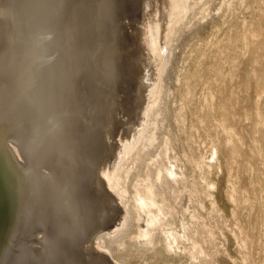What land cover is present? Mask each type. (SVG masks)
<instances>
[{"label": "rangeland", "instance_id": "rangeland-1", "mask_svg": "<svg viewBox=\"0 0 264 264\" xmlns=\"http://www.w3.org/2000/svg\"><path fill=\"white\" fill-rule=\"evenodd\" d=\"M41 1L0 0L15 15L11 27H6L9 33L0 39V45L4 44L0 46V104L4 101L0 106V192L4 194L0 196V264H89L91 254L101 257L103 264H264V0L159 3L161 9L157 8L153 20L163 34L158 32L153 58H145V65L139 56L145 53L140 51L138 35L142 24L134 22L142 20L140 1L50 0L52 6L44 0L52 9ZM16 13L22 18L17 19ZM159 25H166L163 32ZM101 52L103 58L114 56L106 59L109 65H104ZM148 103L152 105L147 116ZM56 105L61 109L56 110ZM49 126L50 145L43 135ZM128 130L123 141L127 152L119 155V139ZM114 159L119 184L115 190L105 189L115 198L112 204L121 211L115 215L124 217V224L109 232L114 211L107 208L104 216L98 212L103 196L100 181L104 180L99 169L107 170ZM171 166L174 175L168 176L163 169ZM157 167L162 169L159 175ZM146 191L154 199L148 204L143 202ZM146 210L153 214L159 210L161 219L143 242ZM246 225L252 240L239 236ZM166 226L168 232L182 236L177 239L178 249L166 246L162 233ZM234 234L241 240L236 241Z\"/></svg>", "mask_w": 264, "mask_h": 264}, {"label": "bare ground", "instance_id": "bare-ground-1", "mask_svg": "<svg viewBox=\"0 0 264 264\" xmlns=\"http://www.w3.org/2000/svg\"><path fill=\"white\" fill-rule=\"evenodd\" d=\"M29 1H30V0H29ZM43 1H44V0H43ZM43 1H41V2H42V3H41L42 6L45 5V4H43ZM46 1H47V0H46ZM48 1H50V0H48ZM53 1H55V0H53ZM79 1H81V0H79ZM89 1H90V0H89ZM101 1H102V0H101ZM113 1H114V0H113ZM126 1H127V0H126ZM126 1H125V2H126ZM136 1H137V0H136ZM138 1L141 2L142 10L144 9V13H143V11H142L143 14L141 13V14H142V17H141L142 20L139 21V19H136V21H134V22L137 23V20H138V22H141V23H139V24H142V28L140 27V32H139L138 35L140 36V37H139V38H140L139 40H140L141 45H142V47H140V51H142V52L144 51L145 53L143 54V56H142V55H139V56H141V59H142V57H144L143 60H142L143 62H141V63H143V64L145 65V64H146V63H144V62H145V58H146V60L149 59L150 57L153 58V56H152L151 53H152V51L155 49L156 37H157L158 32L160 31V30L158 31V26H157L156 22H154V20H153V14L156 15L155 12H156L157 8H158V11H159V9H161V6H160V8H159V3L162 5V3H163L165 0H138ZM138 1H137V2H138ZM166 1H171V0H166ZM184 1H185V0H184ZM186 1H187V0H186ZM39 2H40V0H39ZM39 2H38V3H39ZM51 2H52V1H50V3H51ZM92 2H93V1H92ZM94 2H95V1H94ZM107 2H108V1H107ZM109 2H110V0H109ZM117 2H118V1H117ZM175 2H176V1H175ZM175 2H174V3H175ZM10 3H11V0H10ZM23 3H24V2H23ZM25 3H26V2H25ZM30 3L32 4V2H30ZM30 3H29V5H30ZM44 3H45V1H44ZM46 3H47V2H46ZM50 3H48V4H50ZM115 3H116V2H115ZM119 3H120V2H119ZM119 3H118V4H119ZM127 3H128V2H127ZM164 3H165V2H164ZM167 3H168V2H167ZM169 3H170V2H169ZM169 3H168L167 5H169ZM259 3H261V2H259ZM12 4H13V3H12ZM34 4H35V3H34ZM51 4H52V3H51ZM78 4H79V3H78ZM84 4H85V3H84ZM86 4H87V3H86ZM89 4H90V3H89ZM94 4H95V3H94ZM94 4H93V5H94ZM129 4H130V3H129ZM133 4H134V3H133ZM138 4H139V3H138ZM138 4H137V5H138ZM179 4H180V3H179ZM10 5H11V4H10ZM15 5H16V3H15ZM54 5H55V4H54ZM80 5H81V4H80ZM102 5H103V4H102ZM102 5H101V6H102ZM113 5H114V4H113ZM113 5H112V6H113ZM115 5H116V4H115ZM115 5H114V6H115ZM124 5H125V4H124ZM22 6H23V5H22ZM30 6H31V5H30ZM46 6L48 7L49 5L46 4L45 7H46ZM50 6H51V5H50ZM50 6H49V7H50ZM52 6H53V4H52ZM82 6H84V5H82ZM90 6H91V5H90ZM105 6H108V4H106ZM105 6H104V7H105ZM112 6H111V7H112ZM138 6L140 7V4H139ZM171 6H172V5H171ZM178 6H179V5H178ZM180 6H181V5H180ZM12 7H13V6H12ZM15 7H17V6H15ZM45 7H44V8H45ZM79 7H80V6H79ZM95 7H96V6H95ZM98 7H99V6H98ZM108 7H110V6H108ZM117 7H118V6H117ZM120 7H121V6H120ZM122 7H123V5H122ZM128 7H129V6H128ZM139 7H138V8H139ZM167 7H168V6H167ZM13 8H14V7H13ZM21 8H22V7H21ZM29 8H30V7H29ZM31 8H32V7H31ZM34 8H35V7H33V9H34ZM37 8H38V6H37ZM44 8H43V9H44ZM50 8H51V7H50ZM53 8H54V7H53ZM93 8H94V7H93ZM118 8H119V7H118ZM168 8H169V7H168ZM168 8H167V9H168ZM176 8H177V6H176ZM176 8H175V9H176ZM179 8H180V7H179ZM181 8H182V7H181ZM11 9H12V8H11ZM14 9L16 10V8H14ZM17 9H18V8H17ZM38 9H39V8H38ZM51 9H52V8H51ZM51 9H50V10H51ZM101 9H102V7L100 8V11H101ZM107 9H108V8H107ZM109 9H110V8H109ZM115 9H116V8H115ZM121 9H122V8H121ZM172 9H173V8H172ZM26 10H27V9H26ZM29 10H30V9H29ZM31 10H32V9H31ZM35 10H36V9H35ZM103 10H104V8H103ZM105 10H106V7H105ZM112 10H114V9H112ZM112 10H110V11H112ZM135 10H136V9H135ZM140 10H141V9H140ZM147 10H149V11H147ZM165 10H166V9H165ZM165 10H162V11H164V12H162L163 14L167 11V10H166V11H165ZM21 11H22V10H21ZM43 11H44V10H43ZM46 11H47V10H46ZM53 11H54V10H53ZM94 11H95V10H94ZM106 11H107V10H106ZM115 11H116V10H115ZM119 11H120V10H119ZM133 11H134V9H133ZM177 11H178V10H177ZM180 11H181V10H180ZM180 11H179V12H180ZM28 12H29V11H28ZM49 12H50V11H49ZM91 12H92V11H91ZM95 12H96V11H95ZM107 12H108V11H107ZM12 13H13V12H12V10H10V7H8L7 5H4V4H2V3L0 4V39L3 37L4 33H6L5 30H6V27L8 26V24H9V23L11 24V22H12V21L14 22V20H15V18H14V20H12V19H13V15H14V14H12ZM18 13H19V12H18ZM18 13H16V15H18ZM21 13H24V12L22 11ZM42 13H43V12H42ZM50 13H52V12H50ZM82 13H83V12H82ZM92 13H93V12H92ZM101 13H102V12H101ZM160 13H161V12H160ZM160 13H159V14L157 13L158 16H159V15L162 16V14H160ZM172 13H173V12H172ZM39 14H40V13H39ZM46 14H48V13H46ZM87 14H88V13H87ZM97 14H98V13H97ZM103 14H104V13H103ZM103 14H102V16H103ZM105 14H107V13H105ZM116 14H117V13H116ZM83 15H84V14H83ZM83 15H82V16H83ZM108 15H111V14H108ZM112 15H113V14H112ZM118 15H119V14H118ZM126 15H127V14H126ZM170 15H171V13H170ZM14 16H15V15H14ZM22 16H23V15H22ZM24 16H25V15H24ZM24 16H23V17H24ZM37 16H38V13H37ZM47 16H48V15H47ZM49 16H51V15H49ZM76 16H77V15H76ZM97 16H98V15H97ZM100 16H101V15H100ZM102 16H101V17H102ZM113 16H114V15H113ZM113 16H112V17H113ZM115 16H116V15H115ZM128 16H129V15H128ZM158 16H156V17H158ZM164 16H165V14H164ZM260 16H261V15H260ZM18 17H21V16L18 15V16H17V19H18ZM41 17H42V16H41ZM45 17H46V16H45ZM52 17H54V15H52ZM91 17H92V16H91ZM154 17H155V16H154ZM172 17H174V19H175V15L172 16ZM21 18H22V17H21ZM47 18H48V17H47ZM72 18H73V17H72ZM103 18H104V17H103ZM106 18H107V17H106ZM117 18H118V17H117ZM131 18H132V17H131ZM159 18H160V16H159ZM162 18H163V17H162ZM17 19H16V20H17ZM37 19H38V17H37ZM49 19H50V17H49ZM64 19H65V18H64ZM98 19H99V18H98ZM107 19H108V18H107ZM109 19H110V18H109ZM112 19H113V18H112ZM115 19H116V17H115ZM154 19H155V18H154ZM157 19H158V18H157ZM169 19H171V18L169 17ZM169 19H168V20H169ZM51 20H52V18H51ZM162 20H164V18H163ZM162 20H161V23L163 22ZM171 20H172V19H171ZM20 21H21V19H20ZM71 21H72V20H71ZM93 21H94V20H93ZM126 21H127V20H126ZM132 21H133V20H132ZM156 21H157V20H156ZM16 22H17V21H16ZM53 22H54V21H53ZM104 22H105V21H104ZM109 22L111 23V21H109ZM109 22H108V23H109ZM112 22H113V21H112ZM114 22H115V21H114ZM121 22H122V21H121ZM158 22H159V20H158ZM164 22H165V21H164ZM166 22H167V21H166ZM18 23H19V22H18ZM18 23H17V24H18ZM98 23H99V22H98ZM100 23H101V22H100ZM102 23H103V21H102ZM161 23H159V24H161ZM168 23H169V22H168ZM10 24H9V25H10ZM14 24H15V23H14ZM14 24H13V26H14ZM49 24H50V23H49ZM94 24H95V23H94ZM106 24H107V23H106ZM133 24H135V23H133ZM164 24H165V23H164ZM164 24H162V25H164ZM85 25H86V24H85ZM104 25H105V24H104ZM111 25H112V24H111ZM125 25H126V24H125ZM130 25H131V24H130ZM137 25H138V24H137ZM18 26H19V25H18ZM36 26H37V25H36ZM41 26H42V25H41ZM89 26H90V25H89ZM89 26H88V28H89ZM112 26H114V24H113ZM126 26H127V25H126ZM134 26H135V25H134ZM139 26H140V25H139ZM139 26H138V28H139ZM160 26H161V25H159V28H160ZM10 27H11V25H10ZM10 27H9V28H10ZM14 27H15V26H14ZM16 27H17V26H16ZM86 27H87V26H86ZM91 27H92V26H91ZM93 27H94V26H93ZM97 27H98V26H97ZM106 27H108V26H106ZM130 27H131V26H130ZM130 27H129V28H130ZM136 27H137V26H136ZM162 27H164V26H162ZM162 27H161V28H162ZM165 27H166V25H165ZM165 27H164V28H165ZM168 27H169V25H168ZM252 27H253V26H252ZM23 28H24V27H23ZM76 28H77V27H76ZM99 28H100V27H99ZM108 28H109V27H108ZM111 28H112V27H111ZM113 28H114V27H113ZM132 28H133V26H132ZM134 28H135V27H134ZM161 28H160V29H161ZM164 28H162V29L164 30ZM169 28H170V27H169ZM12 29H13V28H12ZM15 29H16V28H15ZM17 29H18V28H17ZM68 29L70 30V28H68ZM77 29H78V28H77ZM82 29H83V28H82ZM95 29H96V28H95ZM162 29H161V31H162ZM7 30H9V29H7ZM22 30H23V29H22ZM24 30H25V29H24ZM34 30H37V29H35V27H34ZM78 30H79V29H78ZM103 30H104V29H103ZM123 30H124V29H123ZM136 30H137V29H136ZM165 30H167V29H165ZM169 30H170V29H169ZM256 30H257V29H256ZM16 31H17V30H16ZM38 31H39V30H38ZM38 31H37V32H38ZM79 31H80V30H79ZM82 31H83V30H82ZM101 31H102V29H101ZM112 31H113V30H112ZM137 31H139V29H138ZM25 32H26V31H25ZM37 32H36V33H37ZM103 32H104V31H103ZM120 32H121V31H120ZM162 32H163V31H162ZM259 32H260V31H259ZM7 33H9V32H7ZM7 33H6V34H7ZM20 33H21V32H20ZM31 33H32V32H31ZM42 33H43V32H42ZM108 33H109V32H108ZM113 33H114V32H113ZM122 33H123V32H122ZM137 33H138V32H137ZM159 33H161V32H159ZM11 34H12V33H11ZM11 34H10V35H11ZM15 34H16V32H15ZM17 34H18V33H17ZM103 34H104V33H103ZM161 34H163V33H161ZM161 34H160V35H161ZM260 34H261V33H260ZM10 35H9V36H10ZM111 35H112V34H111ZM160 35H158V39H159V37H161V38L164 37V36H162V35L160 36ZM7 36H8V35H7ZM14 36L16 37V35H14ZM20 36H22V35H20ZM95 36H96V35H95ZM10 37H11V36H10ZM10 37H8V38H10ZM39 37H40V36H39ZM8 38H7V40H8ZM13 38H14V37H13ZM18 38H19V37H18ZM21 38H22V37H21ZM94 38H95V37H94ZM97 38H98V37H97ZM165 38H166V35H165ZM124 39L126 40V38H124ZM18 40H19V39H18ZM23 40H25V38H24ZM163 40H164V39H163ZM165 40H166V39H165ZM165 40H164V41H165ZM0 41H1V40H0ZM13 41H15V39H14ZM13 41H11V42L14 43ZM37 41H38V40H37ZM97 41H98V40H97ZM126 41H127V40H126ZM159 41L161 42L162 39H161V40L159 39ZM164 41H163V42H164ZM16 42H17V41H16ZM44 42H45V41H44ZM88 42H89V41H88ZM129 42H130V41H129ZM160 42H158L157 45H159ZM165 42H166V41H165ZM0 43H1V42H0ZM3 43H4V42H3ZM47 43H48V42H47ZM121 43H122V42H121ZM92 44H93V43H92ZM124 44H125V43H123L122 45H124ZM3 45H4V44H3ZM3 45H0V46H3ZM119 45H120V44H119ZM126 45H127V44H126ZM160 45H161V44H160ZM15 46H16V45H15ZM17 46H19V45H17ZM17 46H16V47H17ZM71 46H72V45H71ZM71 46H70V48H71ZM162 46H164V44H163ZM5 47H6V46H5ZM7 47H9V45H8ZM76 47H77V46H76ZM117 47H118V46H117ZM156 47H157V46H156ZM160 47H161V46H160ZM48 48H49V46H48ZM122 48H123V46H122ZM124 48H125V47H124ZM2 49H3V47H1V50H0V51H2ZM64 49H65V48H64ZM75 49H76V48H75ZM84 49H85V48H84ZM118 49H119V48H118ZM158 49H159V48H158ZM158 49H157V50H158ZM5 50H6V49H5ZM5 50H4V51H5ZM11 50H12V49H11ZM13 50H14V49H13ZM37 50H38V49H37ZM92 50H93V49H92ZM109 50L111 51V49H109ZM109 50H108V51H109ZM121 50H122V49H121ZM126 50H128V49L126 48ZM4 51H3V52H4ZM7 51H8V49L6 50V53H7ZM62 51H63V50H62ZM78 51H79V50H78ZM108 51L105 53V55H106L107 53H108V54L110 53V52H108ZM128 51H129V50H128ZM137 51H139V50H136V51H135L136 54H137V53L139 54V52H137ZM158 51H159V50H158ZM10 52H11V51H10ZM10 52H9V53H10ZM12 52H15V51H12ZM104 52H105V51H104ZM104 52H103V53L101 52V53H102V58L105 57V56L103 55ZM135 52H134V53H135ZM156 52H157V51H156ZM1 53H2V52H1ZM84 53H85V52H84ZM89 53H90V52H89ZM122 53H123V52H122ZM131 53H132V51H131ZM134 53H133V54H134ZM62 54H63V53H62ZM68 54H69V53H68ZM71 54H72V53H71ZM99 54H100V53H99ZM114 54H115V53H114ZM125 54H126V53H125ZM141 54H142V53H141ZM153 54H154V53H153ZM157 54H158V52H157ZM222 54H223V53H222ZM252 54H253V53H252ZM63 55H64V54H63ZM88 55H89V54H88ZM116 55H118V57L120 56L119 54H116ZM155 55H156V54H155ZM3 56H5V55L3 54ZM7 56H10V55H7ZM100 56H101V55H100ZM109 56H111V54H110ZM121 56H122V55H121ZM134 56H135V55H134ZM158 56H159V54H158ZM11 57H12V56H11ZM62 57H63V56H62ZM72 57H73V56H72ZM113 57H114V56H113ZM113 57H110V59H112ZM126 57H127V56H126ZM132 57H133V56H132ZM156 57H157V55H156ZM156 57H155V58H156ZM253 57H254V56H253ZM8 58H9V57H8ZM97 58H98V56H97ZM120 58H122V57H120ZM127 58H128V57H127ZM127 58H126V59H127ZM130 58H131V57H130ZM137 58H138V56L136 55V58H135L136 61L138 60ZM139 58H140V57H139ZM155 58H154V60H157V59H155ZM5 59H6V57H5ZM11 59H13V58H11ZM90 59H91V58H90ZM90 59H89V60H90ZM103 59H105V60H103V61H106L105 64H104V62L102 61V63H103L104 65H106V63L108 64V63L111 61V60L108 58V55H107L106 58H103ZM106 59H109L110 61L107 62L108 60H106ZM150 59H151V58H150ZM7 60H8V59H7ZM69 60H71V59H69ZM87 60H88V59H87ZM113 60H114V59H113ZM113 60H112V61H113ZM116 60H117V59H116ZM121 60H122V59H121ZM135 60H134V63H135ZM139 60H140V59H139ZM154 60H153V61H154ZM77 61H78V60H77ZM84 61H85V60H84ZM132 61H133V60H132ZM251 61H252V59H251ZM64 62H65V61H64ZM113 62H114V61H113ZM125 62H126V61H125ZM7 63H8V62H7ZM9 63H10V62H9ZM132 63H133V62H132ZM139 63H140V61H138V64H139ZM77 64H78V63H77ZM103 64H102V65H103ZM109 64H110V63H109ZM109 64H108V65H109ZM112 64H113V63H112ZM120 64H122V63H120ZM123 64H124V63H123ZM128 64H129V63H128ZM1 65H2V64H1ZM79 65H80V64H79ZM108 65H107V66H108ZM135 65H137V64H135ZM148 65H150V64H148ZM148 65H147V66H148ZM113 66H114V65H113ZM113 66L110 65V67H113ZM119 66H120V65H119ZM122 66H123V65H122ZM124 66H125V65H124ZM131 66H132V65H131ZM137 66H138V65H137ZM139 66H140V64H139ZM141 66H142V65H141ZM151 66H152V65H151ZM262 66H263V65H262ZM66 67H67V66H66ZM66 67H65V68H66ZM72 67H73V66H72ZM85 67H86V66H85ZM96 67H97V66H96ZM133 67H134V66H133ZM148 67H149V66H148ZM148 67H147V68H148ZM107 68H108V67H106V69H107ZM131 68H132V67H131ZM134 68H136V67H134ZM134 68H132V69H134ZM138 68H140V67H138ZM145 68H146V66H145ZM145 68L143 67V69H145ZM147 68H146V69H147ZM151 68H152V67H151ZM62 69H63V68H62ZM113 69H114V68H113ZM159 69H160V68H159ZM115 70H117V69H115ZM127 70H128V69H127ZM137 70H139V69H137ZM65 71H67V70H65ZM77 71H78V70H77ZM90 71H91V70H90ZM99 71H100V70H99ZM113 71H114V70H113ZM148 71H150V70L148 69ZM151 71H152V70H151ZM151 71H150V73H153V72H154V71H153V72H151ZM157 71H160V70H157ZM157 71H156V73H158ZM62 72H63V70H62ZM101 72H102V71H101ZM109 72L111 73V71H109ZM118 72H119V71H118ZM128 72H129V71H128ZM131 72H135V71H132V70H131ZM131 72H130V74H132ZM137 72H138V71H137ZM137 72H136V75H138ZM144 72H145V71H144ZM57 74H59V73H57ZM57 74H56V75H57ZM60 74H61V72H60ZM124 74H125V73H124ZM160 74H161V73H160ZM65 75H66V74H65ZM111 75H112V74H111ZM114 75H115V74H114ZM144 75H145V73H144ZM156 75H157V74H156ZM67 76H68V75H67ZM67 76H66V78H67ZM91 76H92V75H91ZM98 76H99V75H98ZM101 76H103V75H101ZM118 76H119V75H118ZM133 76H134V75H133ZM106 77H107V76H106ZM130 77H131V76H130ZM139 77H140V74H139ZM149 77H150V76H149ZM152 77H153V76H152ZM152 77L149 78L150 80L147 78V80L151 81ZM156 77H157V76H156ZM156 77H155V78H156ZM59 78H60V77H59ZM101 78H102V77H101ZM124 78H125V77H124ZM140 78H141V77H140ZM159 78H160V77H159ZM55 79H57V77H55ZM106 79H107V78H106ZM153 79H154V77H153ZM125 80H126V78H125ZM128 80H130V79H128ZM138 80H139V79H138ZM42 81H43V80H42ZM61 81H62V80H61ZM64 81H65V80H64ZM73 81H74V80H73ZM141 81H142V80H141ZM149 81H148V82H149ZM232 81H233V80H232ZM53 82H55V81L53 80ZM65 82H66V81H65ZM109 82H110V81H109ZM109 82H108V83H109ZM115 82H116V81H115ZM131 82H132V81H131ZM136 82H137V81H136ZM148 82H147V85H148ZM157 82H158V80H157ZM219 82H220V81H219ZM236 82H237V81H236ZM87 83H88V82H87ZM139 83H140V82H139ZM154 83H155V82H154ZM32 84H33V83H32ZM40 84H41V83H40ZM42 84H43V83H42ZM47 84H48V83H47ZM47 84H46V85H47ZM52 84H53V83H52ZM55 84H56V83H55ZM57 84H58V83H57ZM62 84H63V83H62ZM62 84H61V86H62ZM137 84H138V83H137ZM142 84H144V83H142ZM142 84H141V85H142ZM150 84H151V83H150ZM155 84H156V83H155ZM236 84H237V83H236ZM238 84H239V83H238ZM246 84H247V83H246ZM107 85H108V84H107ZM110 85H111V84H110ZM113 85H114V84H113ZM117 85L120 86L119 84H117ZM147 85H146V86H147ZM239 85H240V84H239ZM239 85H238V86H239ZM32 86H33V85H31V87H32ZM51 86H52V85H51ZM56 86H57V85H56ZM64 86H65V85H64ZM66 86H67V85H66ZM118 86H117V87H118ZM148 86H149V85H148ZM156 86H157V85H156ZM241 86H242V85H241ZM58 87H59V86H58ZM86 87H87V86H86ZM115 87H116V85H115ZM135 87H136V86H135ZM137 87H138V85H137ZM53 88H54V86H53ZM55 88H56V87H55ZM71 88H72V87H71ZM138 88H139V87H138ZM138 88H137V90H138ZM66 89H67V88H66ZM74 89H75V88H74ZM74 89H73V90H74ZM139 89H140V88H139ZM143 89H144V88H143ZM54 90H55V89H54ZM58 90H59V89H58ZM137 90H136V91H137ZM138 91H139V90H138ZM154 91H155V88H154ZM59 92H60V91H59ZM59 92H58V93H59ZM157 92H158V91H157ZM53 93L55 94L56 92L54 91ZM58 93H57V95L59 96ZM136 93H137V92H136ZM136 93H135V94H136ZM140 93H141V92H140ZM217 93H218V92H217ZM90 94H91V93H90ZM142 94H144V93L142 92ZM157 94H158V93H157ZM222 94H223V93H222ZM230 94H231V93H230ZM245 94H246V93H245ZM57 95H56V96H57ZM61 95H62V94H61ZM67 95H69V94H67ZM99 95H100V94H99ZM131 95H132V94H131ZM137 95H138V94H137ZM154 95H155V93H154ZM154 95H153V96H154ZM232 95H233V94H232ZM240 95H241V94H240ZM242 95H243V94H242ZM58 96H57V99H58ZM82 96H84V95L82 94ZM88 96H89V94H88ZM138 96H139V95H138ZM138 96H137V97H138ZM140 96H141V97H143V96L145 97L146 95H140ZM13 97H14V96H13ZM65 97H66V96H65ZM72 97H73V95H72ZM96 97H97V96H96ZM98 97H99V96H98ZM131 97H132V96H131ZM154 97H155V96H154ZM59 98H61V97H59ZM133 98H134V97H133ZM211 98H212V97H211ZM244 98H245V97H244ZM13 99H14V98H13ZM57 99H56V100H57ZM62 99H63V98H62ZM98 99H99V98H98ZM130 99H131V98H130ZM144 99H145V98H144ZM144 99H143V102H144L147 98H146L145 100H144ZM152 99H154V98H152ZM155 99L157 100V98H155ZM0 100H1V99H0ZM34 100H35V99H34ZM82 100H83V99H82ZM140 100H141V99H140ZM147 100H148V99H147ZM147 100H146V101H147ZM63 101H64V100H63ZM65 101H66V100H65ZM131 101H132V100H131ZM133 101H134V100H133ZM146 101H145V102H146ZM2 102H4V101H2ZM2 102H1V104H2ZM53 102H54V100H53ZM137 102H138V101H137ZM137 102H136V104L139 106L140 102H139V104H138ZM147 102H148V101H147ZM60 103H61V102H60ZM60 103H59V104H60ZM1 104H0V106H1ZM7 104H9V103L7 102ZM18 104H19V103H18ZM54 104H55V103H54ZM66 104H67V102H66ZM129 104H130V103H129ZM131 104H132V103H131ZM3 105H4V104H3ZM64 105H65V104H64ZM151 105H152V104H149V103H148L147 105H145V106H146V109H144V112H145L144 115H147L146 112H147L148 109L151 110V108H150ZM6 106H7V105H6ZM6 106L4 105L3 108H4V107L6 108ZM9 106H10V105H9ZM57 106H58V105L55 106L56 110L61 109L60 107H58V109H57ZM61 106H62V104H61ZM140 106H141V104H140ZM142 106H143V105H142ZM52 107H54L53 104H52ZM74 107H75V106H74ZM74 107H73V108H74ZM80 107H81V106H80ZM132 107H133V106H132ZM135 107H136V105H135ZM153 107H154V106H153ZM153 107H152V108H153ZM3 108H2V109H3ZM13 108H14V107H13ZM17 108H18V107H17ZM64 108H65V107L63 106L62 109H64ZM136 108H137V107H136ZM136 108H135V109H136ZM0 109H1V108H0ZM8 109H9V107H8ZM11 109H12V108H11ZM19 109H20V108H19ZM23 109H24V108H23ZM70 109H71V108H70ZM74 109H75V108H74ZM130 109H131V108H130ZM142 109H143V108H142ZM218 109H219V108H218ZM231 110H232V109H231ZM9 111H11V110H9ZM12 111H13V110H12ZM14 111H15V110H14ZM19 111H20V110H19ZM36 111H37V110H36ZM64 111H65V109H64ZM142 111H143V110H142ZM142 111H141V112H142ZM148 111H149V110H148ZM15 112H16V111H15ZM15 112H13V113L15 114ZM58 112H59V111H58ZM74 112H75V111H74ZM139 112H140V111H139ZM149 112H150V111H149ZM1 113L3 114L2 111H1ZM1 113H0V116H1ZM11 113H12V112H11ZM11 113H9V114H11ZM25 113H26V112H25ZM33 113H34V112H33ZM35 113H36V112H35ZM35 113H34V114H35ZM67 113H68V112H67ZM70 113H71V111H70ZM131 113H132V112H131ZM150 113H151V112H150ZM4 114H5V112H4ZM19 114H20V112H19ZM75 114H76V113H75ZM132 114H133V113H132ZM15 115H16V114H15ZM30 115H32V114H30ZM88 115H90V114H88ZM65 116H66V115H65ZM74 116H75V115H74ZM135 116H136V115H135ZM140 116H141V113H140ZM140 116H139V117L137 116V117L140 119ZM147 116H148V115H147ZM147 116H144V117H147ZM1 117H2V116H1ZM31 117H32V116H31ZM75 117H76V116H75ZM137 117H135V118H137ZM15 118H16V116H15ZM15 118H14V119H15ZM63 118H64V117H63ZM141 118H142V117H141ZM60 119H61V118H59V120H60ZM64 119H65V118H64ZM133 119H134V118H133ZM143 119H144V118H143ZM101 120H104V119L101 118ZM141 120H142V119H141ZM141 120H139V122H140ZM147 120H148V119H147ZM0 121H2V118H1ZM57 121H58V120H56L55 122H57ZM63 121H64V120H63ZM127 121H129V120H127ZM130 121H131V120H130ZM130 121H129V122H130ZM137 121H138V120H137ZM137 121H136V122H137ZM55 122H53V124H51V125H52L51 128H54V126H55L54 123H55ZM59 122H61V121H59ZM59 122H58V123H59ZM102 122H103V121H102ZM129 122H127V123L129 124ZM139 122H138V123H139ZM61 123H62V122H61ZM56 124H57V123H56ZM64 124H65V122H64ZM124 124H126V123H124ZM134 124H135V123H134ZM142 124H143V123H142ZM53 125H54V126H53ZM58 125H59V124H57V126H58ZM106 125H107V124H106ZM106 125H104V126H106ZM130 125H131V124H130ZM137 125L140 127L139 124H137ZM59 126H60V125H59ZM74 126H75V125H74ZM104 126H103V128H104ZM125 126H126V125H125ZM138 126H137V128H138ZM78 127H79V126H78ZM91 127H92V126H91ZM96 127H97V126H96ZM99 127H100V126H99ZM107 127H108V125L106 126V130H109V129H108L109 127H108V128H107ZM126 127H129V126H126ZM131 127H132V126H131ZM134 127L136 128L135 125H134ZM143 127H144V125H143ZM58 128L60 129V127H58ZM84 128H85V127H84ZM137 128H136V129H137ZM94 129L99 130V129H97V128H94ZM101 129H102V128H101ZM101 129H100V132H101ZM125 129H128V128H125ZM51 130H52V129H51ZM64 130H65V129H64ZM64 130H63V131H64ZM86 130H87V129H86ZM104 130H105V128H104ZM106 130H105V132H106ZM111 130H112V129H111ZM111 130H109V132H112ZM129 130H130V132H131L130 127H129ZM129 130H128L127 132L124 131L125 135L122 134L121 138L119 139V142H120V150H119V152H118L119 155H121V154H125V153L127 152V147L125 146V144H124L123 141H124V139H126L125 136L128 135ZM139 130H140V129H139ZM54 131H55V130H54ZM72 131H73V130H72ZM76 131H77V130H76ZM140 131H141V130H140ZM225 131H226V130H225ZM57 132H58V131H57ZM79 132H80V131H79ZM134 132H136V131H134ZM207 132H208V131H207ZM44 133H45V134H43V132H42V134H43L44 137L47 139V141H49L48 144L50 145V143L52 142V141H51L52 139L50 140V138H52V137H51L52 135H50V126H49V131L44 132ZM52 133H53V131H52ZM58 133H59V132H58ZM58 133H56V134H58ZM69 133H70V132H69ZM96 133H98V132H96ZM106 133H107V132H106ZM115 133H116V132H115ZM126 133H127V134H126ZM138 133H139V132H138ZM42 134L40 135V138H41ZM62 134H63V133H62ZM77 134H78V133H77ZM129 134H130V133H129ZM131 134L133 135V132H132ZM134 134H135V133H134ZM95 135H96V134H95ZM132 135H131V136H132ZM141 135H143V134H141ZM84 136H85V135H84ZM88 136H89V135H88ZM90 136H91V135H90ZM111 136H112V135H111ZM62 137H64V136H62ZM62 137H61V138H62ZM101 137H102V136H101ZM126 137H127V139H128V136H126ZM135 137H136V136H135ZM117 138H118V136H117ZM130 138H133V136L130 137ZM62 139H63V138H62ZM94 139H95V138H94ZM101 139H102V138H101ZM40 140H41V139H40ZM59 140H60V139H59ZM77 140H78V139H77ZM131 140H132V139H131ZM43 141H45V140H43ZM43 141H42V142H43ZM71 141H72V140H71ZM129 141H130V140H129ZM136 141H137V140H136ZM54 142H55V141H54ZM60 142H61V141H60ZM60 142H59V143H60ZM63 142H64V141H63ZM92 142H94V141H92ZM127 142H128V141H127ZM127 142H125V143H127ZM130 142H131V141H130ZM166 142H167V141H166ZM46 143H47V142H46ZM135 143H137V142H135ZM51 144H53V143H51ZM55 144H56V143H55ZM60 144H62V142H61ZM64 144H65V143H63V145H64ZM84 144H85V143H84ZM91 144H92V143H91ZM127 144H128V143H127ZM129 144H130V143H129ZM137 144H138V143H137ZM137 144H136V145H137ZM166 144H167V143H166ZM89 145H90V144H89ZM104 145H105V144H104ZM132 145H133V143H132ZM136 145H135V146H136ZM53 146H54V145H53ZM55 146H57V145H55ZM55 146H54V147H55ZM69 146H70V145H69ZM118 146H119V145H118ZM118 146H117V147H118ZM40 147L42 148L41 145H40ZM51 147H52V146H51ZM54 147H53V148H54ZM59 147H61V146H59ZM65 147H66V146H65ZM92 147H93V146H92ZM132 147H133V146H132ZM49 148H50V147H49ZM53 148H52V149H53ZM56 148H57V147H56ZM94 148H95V147H94ZM99 148H100V147H99ZM111 148H112V147H111ZM129 148H130V147H129ZM34 149H35V148H34ZM64 149H66V148H64ZM130 149L132 150V148H130ZM134 149H135V148H134ZM35 150H36V149H35ZM44 150H45V149H44ZM44 150H43V151H44ZM47 150H49V149H47ZM54 150H55V149H53V152H55ZM91 150H92V149H91ZM131 150H130V152H131ZM165 150H167V149H165ZM40 151H41V150H40ZM40 151H39V152H40ZM51 151H52V150H51ZM56 151H57V150H56ZM61 151H62V150H61ZM102 151H104V150H102ZM62 152H63V151H62ZM62 152H61V153H62ZM65 152H66V151H65ZM94 152H95V151H94ZM130 152H129V153H130ZM165 152H166V151H165ZM34 153H35V152H34ZM36 153H37V152H36ZM36 153H35V154H36ZM43 153H44V152H43ZM55 153H56V152H55ZM57 153H58V151H57ZM63 153H64V152H63ZM82 153H83V152H82ZM95 153H96V152H95ZM99 153H100V150H99ZM101 153H102V152H101ZM91 154H92V153H91ZM105 154H106V153H105ZM115 154H116V153H115ZM36 155H37V154H36ZM61 155H62V154H61ZM98 155H99V154H98ZM116 155H117V154H116ZM41 156H43V154H42ZM56 156H57V155H56ZM93 156H94V155H93ZM123 156H124V155H123ZM128 156H129V155H128ZM213 156H214V154L211 155V158H213ZM67 157H68V156H67ZM89 157H90V156H89ZM89 157H88V158H89ZM100 157H101V156H100ZM100 157H98V158H100ZM38 158H39V157H38ZM88 158H87V159H88ZM92 158H93V157H92ZM116 158H118V157H116ZM132 158H133V157H132ZM39 159H40V158H39ZM39 159H38V160H39ZM63 159H64V158H63ZM82 159H83V158H82ZM87 159H86V160H87ZM101 159H102V158H101ZM118 159H119V158H118ZM122 159H123V158H122ZM209 159H210V158H209ZM46 160H47V159H46ZM86 160H85V161H86ZM93 160H94V159H93ZM205 160H206V159H205ZM211 160H212V159H211ZM35 161H36V158H35V160H34V163H35ZM40 161H41V160H40ZM42 161H43V159H42ZM57 161H58V160H57ZM60 161H61V160H60ZM67 161H68V160H67ZM101 161H102V160H101ZM51 162H52V161H51ZM64 162H65V161H64ZM109 162H112V161L110 160ZM109 162H108V165L110 164ZM120 162H121V161H120ZM37 163H38V161H37ZM37 163H36V164H37ZM39 163H40V162H39ZM43 163H44V162H43ZM46 163H47V162H46ZM82 163H83V162H82ZM91 163H92V162H91ZM95 163H96V162H95ZM116 163L118 164V162H115V159H114V162L110 165V168H109V166H107L108 168H107V170H105L106 167L103 166L102 168L100 167V169H99V170H100L99 172L104 176V180L101 178L102 181H100V182H102V184L104 185V187H103L102 184H100V188L102 189V190H100V192H101L100 195H101V196L103 195V196L101 197L102 200H101L100 204H102V203H103V204L100 205V204L98 203V204H99V208H98L99 211H98V210H97V211L100 213V215L102 214V212L106 211L107 208H108L109 211H114V212L112 213L113 215H110V218H113V217H114V218L111 220V221H113V223H112V225H111L112 229L110 228L109 232H114V231H116V229H117L118 227H121V226H123V224H124V220H123L124 217L122 216L123 218L121 219V216H120V218H119V215H118V216L115 215V213H118V212L116 211L117 209H115V207H114V206H115V205H114L115 203L112 204V202H115V200L113 201V199H115V198H113L112 194H111L110 192H108V191L105 189V187H107V188H110V189H114V190H115V189L117 188L118 184H119V183H117V181L119 180V178H118L119 175H118L117 164H116ZM44 164H45V163H44ZM67 164H68V163H67ZM89 164H90V163H89ZM93 164H94V163H93ZM99 164H100V163H99ZM106 164H107V163H106ZM60 165H61V164H60ZM64 165H65V164H64ZM69 165H70V164H69ZM76 165H77V164H76ZM102 165H103V164H102ZM38 166H39V165H38ZM50 166H51V165H50ZM70 166H71V165H70ZM93 166H94V165H93ZM71 167H72V166H71ZM74 167H75V166H74ZM89 167H91V166H89ZM50 168H51V167H50ZM53 168H55V167H53ZM63 168H64V167L62 166V169H63ZM65 168H66V167H65ZM59 169H60V168H59ZM59 169H58V170H59ZM80 169H81V168H80ZM92 169H93V167H92ZM171 169H172V166H171V168H167V167H165L163 170L165 171L166 174H168V176H169L170 174H171V175H174V173H172L173 171H172ZM51 170H52V169H51ZM58 170H57V171H58ZM66 170H67V169H66ZM73 170H74V169H73ZM83 170H84V169H83ZM87 170H88V169H87ZM151 170H152V169H151ZM161 170H162L161 168L159 169V168L157 167V174H156V175H159ZM250 170H251V169H250ZM61 171H62V170H61ZM64 171H65V170H64ZM70 172H72V171L70 170ZM88 172H89V171H88ZM88 172H87V173H88ZM62 173H63V171H62ZM89 173H90V172H89ZM55 174H56V173H54V175H55ZM73 174H74V173H73ZM91 174H92V173H91ZM95 174H96V173H95ZM200 174H201V173H200ZM33 175H34V172H33ZM52 175H53V174H52ZM61 175H62V174H61ZM76 175H77V174H76ZM57 176H58V175H57ZM63 176H64V175H63ZM70 176H71V175H70ZM93 176H94V175H93ZM124 176H125V175H124ZM147 176H148V175H147ZM59 177H60V176H59ZM65 177H67V175H66ZM65 177H64V178H65ZM71 177H73V176H71ZM100 177H101V176H100ZM69 178H70V177H69ZM155 178H156V176H155ZM203 178H204V177H203ZM66 179H67V178H65L64 180H66ZM101 179H100V180H101ZM165 179H166V178H165ZM204 179H205V178H204ZM54 180H55V177H54ZM57 180H58V182H59V179H57ZM86 180H87V179H86ZM89 180H92V179H89ZM89 180H88V181H89ZM141 180H142V179H141ZM52 181H53V180H52ZM60 181H61V180H60ZM67 181H68V180H67ZM95 181H96V180H95ZM145 181H146V179H145ZM203 181H204V180H203ZM55 182H56V181H55ZM61 182H62V181H61ZM61 182H60V184H61ZM69 182H70V181H69ZM79 182H80V181H79ZM85 182H86V181H85ZM86 183H87V182H86ZM89 183H90V182H89ZM51 184H52V183H51ZM55 184L57 185V183H55ZM55 184H54V182H53L52 185H54V187H55ZM66 184H68V183H66ZM69 184H70V183H69ZM74 184H75V183H74ZM209 184H211V183H209ZM58 185H59V183H58ZM101 185H102V186H101ZM206 185H207V184H206ZM61 186H62V185H61ZM66 186H67V185H66ZM77 186H78V185H77ZM91 186H93V185H91ZM91 186H90V187H91ZM144 186H145V185H144ZM57 187H58V186H57ZM74 187H75V186H74ZM62 188H63V187H62ZM64 188H65V186H64ZM67 188H68V187H67ZM78 188H79V187H78ZM119 188H120V187H119ZM59 189H60V188H59ZM81 189H83V188H81ZM145 189H146V187H145ZM149 189H150V188H149ZM53 190H54V189H53ZM56 190H58V189H56ZM64 190H66V189H64ZM64 190H63V191H64ZM77 190H78V189H77ZM120 190H122V189H119V191H120ZM147 190H148V188H147ZM50 191H51V189H50ZM70 191H71V190H70ZM75 191H76V190H75ZM87 191H88V190H87ZM89 191H91V189H90ZM95 191H96V190H95ZM111 191H112V190H111ZM148 191H149V190H148ZM189 191H190V190H189ZM52 192H53V191H52ZM54 192H58V191H54ZM68 192H69V191H68ZM85 192H86V191H84V193H83V192H82V193L85 194ZM115 192H116V191H115ZM135 192H136V191H135ZM60 193H62V192H60ZM60 193H58L59 196H60ZM97 193H99V190H98ZM123 193H124V192H123ZM136 193L139 194L138 191H137ZM140 193H142V191H141ZM149 193H151V192H149ZM172 193H173V192H172ZM234 193H235V192H234ZM74 194H75V193H74ZM89 194H90V193H89ZM92 194H93V193H92ZM104 194H105V195H104ZM116 194H117V193H116ZM138 194H137V196H138ZM55 195H57V194H55ZM113 195H115V193H114ZM80 196H81V195H80ZM80 196L78 197V200H79ZM89 196H90V195H89ZM95 196H96V194L94 195V197H95ZM116 196H118V195H116ZM119 196H120V195H119ZM119 196H118V197H119ZM144 196H145V199H144V200L142 199V200H143V202L146 201L147 204L149 203V201H150L151 199H153V198H152V195H151V194L149 195L147 191L145 192ZM62 197H63V196H62ZM64 197H65V194H64ZM69 197H70V194H69ZM83 197H84V196H83ZM85 197H86V195H85ZM118 197H117V198H118ZM139 197H141V196H139ZM142 197H143V196H142ZM142 197H141V198H142ZM192 197H193V196H192ZM53 198L56 199L55 197H53ZM57 198H58V196H57ZM91 198H92V197H91ZM60 199H61V197H60ZM63 199H64V198H63ZM66 199H67V197H66ZM68 199H69V198H68ZM80 199H81V198H80ZM85 199H86V198H85ZM118 199H119V198H118ZM58 200H59V199H58ZM74 200H75V199H74ZM90 200H91V199H90ZM142 200H140V201H142ZM148 200H149V201H148ZM153 200H154V199H153ZM63 201H64V200H63ZM63 201L61 200V202H62L61 204H63ZM67 201H69V200H67ZM67 201H66V202H67ZM75 201H76V200H75ZM91 201H92V200H91ZM97 201H98V200H97ZM99 201H100V200H99ZM151 201H152V200H151ZM151 201H150V203H151ZM86 202H87V201H86ZM86 202H85V203H86ZM95 202H96V201H95ZM152 202H153V201H152ZM54 203H55V202H54ZM78 203H79V202H78ZM85 203H82V204H85ZM93 203H94V202H93ZM155 203H156V202H155ZM65 204H66V203H65ZM90 204H91V203H90ZM95 204H96V203H95ZM98 204H97V205H98ZM144 204L146 205V203H144ZM53 205H54V204H53ZM53 205H52V206H53ZM72 205H73V204H72ZM113 205H114V206H113ZM152 205H153V204H152ZM158 205H160V204H158ZM58 206H59V205H58ZM58 206H57V207H58ZM148 206H149V205H147L146 209L148 208ZM161 206H162V205H161ZM53 207H54V206H53ZM118 207H119V206H118ZM141 207H142V206H141ZM149 207H150V206H149ZM54 208H56V205H55ZM95 208H96V207H95ZM64 209H65V208H64ZM59 210H60V209H59ZM62 210H63V209H62ZM79 210H80V209H79ZM81 210H82V209H81ZM86 210H87V209H86ZM139 210H140V209H139ZM143 210H144V209H143ZM51 211H52V210H51ZM89 211H90V210H89ZM97 211H96V213H98ZM148 211H149V210H148ZM56 212H57V211H56ZM60 212H61V211H60ZM63 212H64V211H63ZM120 212H121V211H120ZM120 212H119V213H120ZM58 213H59V212H58ZM108 213H109V212H108ZM119 213H118V214H119ZM143 213H144V212H143ZM61 214H63V213H61ZM69 214H74V213H69ZM109 214H110V213H109ZM109 214H108V216H109ZM121 214H122V213H121ZM137 214H138V212H137ZM83 215H84V214H83ZM94 215H95V214H94ZM100 215H99V216H100ZM102 215L104 216L105 214L103 213ZM106 215H107V212H106ZM122 215H123V214H122ZM144 215H145V217L142 219V220L144 221V224H143V227H144V228H143V229L141 228V229H142V231H141V236H142L141 238H142V239H141V240H143V242H146V241H148V239H149L150 227H152L153 225H155V224H157V223L159 224V221H160V219H161V217H160V216H161V212L158 210L157 212H155V214H153V213H151V212L148 213L147 210H146V212L144 213ZM190 215H191V214H190ZM57 216H59V214H58ZM68 216H69V215H68ZM111 216H112V217H111ZM46 217H47V216H46ZM46 217H45V218H46ZM52 217H53V216H52ZM97 217H98V216H97ZM142 217H143V215H142ZM81 218H82V217H81ZM108 219H109V218H108ZM45 220H46V219H45ZM162 220H163V219H162ZM82 221H83V220H82ZM180 221H181V220H180ZM45 222H46V221H45ZM75 222H76V221H75ZM46 223H47V222H46ZM50 223H51V222H50ZM52 223H53V222H52ZM57 223H58V222H57ZM61 223H62V222H61ZM107 223H108V225H109V221H107ZM141 223H143V222L141 221ZM180 224H181V223H180ZM55 225H56V224H55ZM58 225H59V224H58ZM67 225H68V224H67ZM160 225H161V224H160ZM206 225H207V224H206ZM240 225H241V224H240ZM50 226H51V225H50ZM61 226H62V225H61ZM65 226H66V225H65ZM78 226H79V225H78ZM182 226H183V225H182ZM141 227H142V226H141ZM55 228H57V226H56ZM78 228H79V227H78ZM181 228H182V227H181ZM237 228H238V227H237ZM51 229H52V228H51ZM69 229H71V227H70ZM79 229H80V228H79ZM161 229H162V228H161ZM168 229H170V228L167 227V226H166V228H163V229H162V233L165 235V237H166V239H167V240H166V246H167L169 249L177 248V247H176V244H177V242H178L177 239L179 238L180 235H177L178 233H175V232H173L172 230L168 232V231H167ZM61 230H62V229H61ZM74 230H75V229H74ZM183 230H184V229H183ZM79 231H80V230H79ZM107 231H108V230H107ZM160 231H161V230H160ZM174 231H175V230H174ZM54 232H55V231H54ZM56 232H57V231H56ZM207 232H208V231H207ZM248 232H249V229L247 228V225H246V226L243 227V229H240V230H239V236H240V238H242V237L245 236L246 238L252 240V238H251V236L248 234ZM66 233H67V232H66ZM68 233H69V232H68ZM73 233H74V232H73ZM179 233H180V232H179ZM56 234H57V233H55L54 235L57 236ZM209 234H210V233H209ZM209 234H208V235H209ZM58 235H59V234H58ZM181 235H182V234H181ZM50 236H51V235H50ZM50 236H49V237H50ZM210 236H211V235H210ZM239 236H237L236 234H234V237H235L236 241H237V240H238V241L241 240V239H239ZM53 237H54V236H53ZM73 237H74V235H73ZM180 237H182V236H180ZM54 238H55V237H54ZM54 238H53V239H54ZM56 238H58V237H56ZM53 239H51V240H53ZM181 239H182V238H181ZM183 239H186V238L184 237ZM55 240H56V239H55ZM55 240H54V241H55ZM141 240H140V241H141ZM49 241H50V239H49ZM233 241H234V240H233ZM193 243H194V242H193ZM209 243H210V242H209ZM198 244H199V243H198ZM49 245H50V244H49ZM192 246H193V245H192ZM237 246H238V245H237ZM52 247H53V246H52ZM54 247H55V245H54ZM56 247H57V246H56ZM238 247H239V246H238ZM244 247H245V246H244ZM84 248H85V247H84ZM192 248H193V247H192ZM194 248H195V247H194ZM57 249H58V248H57ZM88 249H89V248H88ZM177 249H178V248H177ZM199 249H200V248H199ZM63 250H64V249H63ZM192 250H193V249H192ZM86 251H87V249H86ZM207 251H208V250H207ZM256 251H257V250H256ZM65 252H66V251H65ZM197 252H198V251H197ZM201 252H202V251H201ZM47 253H48V252H47ZM92 253H93V252H92ZM94 253H96V252H94ZM207 253H208V252H207ZM63 254H64V252H63ZM97 254H98V253H97ZM50 255H51V254H50ZM93 255H94V256H93ZM103 255H104V254H101V256H103ZM90 256H92V257H91V261L89 262V264H103V263H104V261L101 259L100 256H99L100 258H98L97 256H95V254H91ZM205 256H207V255H205ZM44 257H45V259H46V256H45V255H44ZM50 257H51V256H50ZM58 257H59V256H58ZM85 257H86V255H85ZM191 257H192V256H191ZM77 258H78V257H77ZM262 258H263V257H262ZM48 259H49V258H48ZM54 259H55V258H54ZM88 259H90V258H88ZM108 259H109V258H108ZM81 260H82V259H81ZM189 260H190V259H189ZM194 260H195V259H194ZM196 260H197V259H196ZM210 260H211V259H210ZM254 260H255V259H254ZM42 261H44V260H42ZM46 261H47V260H46ZM53 261H54V260H53ZM55 261H56V260H55ZM59 261H60V260H59ZM88 261H89V260H88ZM108 261H109V260H108ZM242 261H243V260H242ZM83 262H84V261H83ZM101 262H102V263H101ZM106 262H107V260H106ZM110 262H111V261H110ZM51 263H53V262H51ZM58 263H59V262H58ZM107 263H108V262H107ZM111 263H112V262H111ZM74 264H75V263H74ZM76 264H77V263H76ZM243 264H244V261H243Z\"/></svg>", "mask_w": 264, "mask_h": 264}, {"label": "water", "instance_id": "water-1", "mask_svg": "<svg viewBox=\"0 0 264 264\" xmlns=\"http://www.w3.org/2000/svg\"><path fill=\"white\" fill-rule=\"evenodd\" d=\"M1 186H2V185H1ZM1 194H2V195H4L2 192H0V196H1V197H2V195H1ZM1 197H0V198H1Z\"/></svg>", "mask_w": 264, "mask_h": 264}]
</instances>
